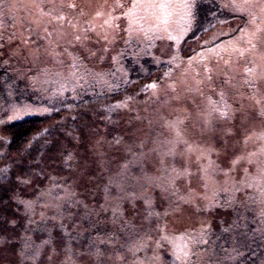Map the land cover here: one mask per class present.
I'll use <instances>...</instances> for the list:
<instances>
[{
	"label": "rangeland",
	"instance_id": "obj_1",
	"mask_svg": "<svg viewBox=\"0 0 264 264\" xmlns=\"http://www.w3.org/2000/svg\"><path fill=\"white\" fill-rule=\"evenodd\" d=\"M194 3L0 0V264H19V223L65 201L92 217L102 196L100 210L116 212L105 231L124 220L154 254L140 264L204 260L214 213L226 226L241 213L232 197L264 211V0H213L220 13L197 26ZM55 109L39 142L20 158L7 152L6 124ZM103 121L121 124L117 141ZM112 245L84 264H115L125 249Z\"/></svg>",
	"mask_w": 264,
	"mask_h": 264
},
{
	"label": "trees",
	"instance_id": "obj_2",
	"mask_svg": "<svg viewBox=\"0 0 264 264\" xmlns=\"http://www.w3.org/2000/svg\"><path fill=\"white\" fill-rule=\"evenodd\" d=\"M219 10L220 7L215 5L213 0H202V3H194L192 14V19L194 20L193 25L197 26L201 21H205L209 17L213 18L217 13H220ZM144 53L148 54L149 51L145 50ZM133 55L134 53H131L130 58L135 60ZM123 60L126 63L129 62L125 57H123ZM2 61L0 60V72L3 69ZM145 61L146 58L143 59V64L152 65V63H146ZM59 113L55 109L51 113V117L24 116L19 120L6 124L4 130L7 137L5 148L7 152L12 155L19 153L20 158L21 154L27 152L35 143L43 138L45 122L60 116ZM104 123L106 126L104 130L102 129V132L105 131V135L108 134L107 138L109 137L113 142L117 141L122 129L121 124L114 121H103L102 125ZM60 124H65V122H60ZM51 146L45 147L41 155L53 151L50 148ZM135 165L137 166L133 168L137 169L136 173L142 172L143 167L141 164L136 163ZM96 180L99 181L98 178ZM105 184L106 180L102 181L99 187L101 189L105 188ZM120 193L122 192L119 191V195ZM80 194L81 199H83V196L87 199L86 204L91 203L89 201L90 199L86 197L88 194V192L86 193V189L84 191L81 190ZM99 194H103V191H99ZM244 203V200H235L233 197L231 201L228 199L226 202V204L233 205V207L237 204L241 209L240 215L236 213L231 219V222L234 219L235 221L232 225H229L231 228L230 232L226 230L229 228V226L225 225L228 224L226 223L227 218L224 216L220 217L214 213L213 219L215 222L214 224L210 223L212 227L206 229L201 242V246L206 253V258L204 260H198L195 256L190 257V253L185 258L187 260L190 257L188 259L190 261L189 264H218V260L215 257L218 256L219 251H225V256H221L220 254L223 264H264V227H260L258 222L263 216L264 211L262 209L257 210L253 204V206L246 208ZM105 204L106 201L102 196L94 200L93 207H91L95 208V213L90 217V214L84 212L88 210L87 205L84 206L80 202L79 206H75L65 201L57 215H53L44 220H31L28 225L19 223V264H84L86 262L84 260L85 255H89L94 261L98 262L104 249H112V244H116L120 250L125 249L121 255L117 254L119 259L115 264H140V258L145 263L148 255L154 254L152 251H143V249L138 247L136 244V235H127L131 231L127 232L123 229L126 226L124 220L118 221L120 225L116 233L115 229H112L109 224L105 231L104 228L107 225L108 217L105 215V210L101 211ZM70 210L71 213L68 214ZM147 212H149V209L147 211L145 210V216ZM115 213V211H108L109 218ZM64 215L70 218L67 219ZM152 216L149 215L147 218ZM254 217L255 220H253ZM150 219H153V217ZM115 220L117 218L115 219L113 217L111 222ZM139 239L142 240V237L140 236ZM156 240L157 242L160 240L158 235L156 236ZM150 243L144 246L146 247L145 249L151 246ZM98 251L99 253H97ZM163 253L165 256L171 257L172 255L171 250L168 248L164 249Z\"/></svg>",
	"mask_w": 264,
	"mask_h": 264
},
{
	"label": "snow or ice",
	"instance_id": "obj_3",
	"mask_svg": "<svg viewBox=\"0 0 264 264\" xmlns=\"http://www.w3.org/2000/svg\"><path fill=\"white\" fill-rule=\"evenodd\" d=\"M68 7H69V8H75L76 5H75V4H69ZM117 7L120 8V9L122 10L124 6L118 4ZM97 14L99 15V13H97ZM124 14H125V15H130V13H124ZM57 18L62 20L64 17H63V16H60V17H57ZM111 19L114 20L115 17H112ZM105 23H108V21H105ZM77 39H79V37H77ZM248 71H251V70L249 69ZM151 87H155V85H151Z\"/></svg>",
	"mask_w": 264,
	"mask_h": 264
}]
</instances>
